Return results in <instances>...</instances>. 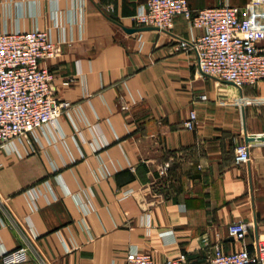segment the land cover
<instances>
[{
  "label": "crops",
  "instance_id": "obj_1",
  "mask_svg": "<svg viewBox=\"0 0 264 264\" xmlns=\"http://www.w3.org/2000/svg\"><path fill=\"white\" fill-rule=\"evenodd\" d=\"M147 1L0 0L1 31H49L60 53L41 65L69 104L0 151V264L25 245L23 264H126L130 251L204 264L216 247L252 251L264 237V142H247L264 135V84L202 76L175 49L198 34L183 16L170 32L133 21ZM226 2L258 0H188ZM242 143L250 160L236 164ZM237 221L250 225L242 242L228 234Z\"/></svg>",
  "mask_w": 264,
  "mask_h": 264
},
{
  "label": "built area",
  "instance_id": "obj_2",
  "mask_svg": "<svg viewBox=\"0 0 264 264\" xmlns=\"http://www.w3.org/2000/svg\"><path fill=\"white\" fill-rule=\"evenodd\" d=\"M183 16L198 34L190 39H175L177 51L192 53L198 72L236 88L264 84V0L241 8L223 3L216 7L192 10L188 0H148L133 21L140 26L170 32L174 19ZM60 53L47 30L6 32L0 30V151L18 138L55 124L67 102L58 101L53 89V72L41 64ZM205 99V97H202ZM187 130L197 127V114L191 111L183 123ZM250 160L247 143L235 147V163ZM165 168L160 173H165ZM250 225L233 222L228 234L237 242L248 235ZM25 245L1 255L3 264L29 261ZM126 264H195L186 253L157 260L151 253L130 251ZM204 264H264V237L254 250L240 247L225 252L216 247Z\"/></svg>",
  "mask_w": 264,
  "mask_h": 264
},
{
  "label": "rangeland",
  "instance_id": "obj_3",
  "mask_svg": "<svg viewBox=\"0 0 264 264\" xmlns=\"http://www.w3.org/2000/svg\"><path fill=\"white\" fill-rule=\"evenodd\" d=\"M263 96H264V88H263ZM255 129L264 131V109L260 112L257 126H255Z\"/></svg>",
  "mask_w": 264,
  "mask_h": 264
},
{
  "label": "water",
  "instance_id": "obj_4",
  "mask_svg": "<svg viewBox=\"0 0 264 264\" xmlns=\"http://www.w3.org/2000/svg\"><path fill=\"white\" fill-rule=\"evenodd\" d=\"M254 140H258V141H263L264 142V135H258V136H255V137H247V142L254 141Z\"/></svg>",
  "mask_w": 264,
  "mask_h": 264
}]
</instances>
